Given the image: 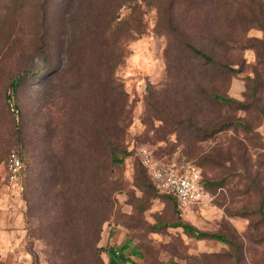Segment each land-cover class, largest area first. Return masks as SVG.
Wrapping results in <instances>:
<instances>
[{
  "label": "rangeland",
  "instance_id": "374dc122",
  "mask_svg": "<svg viewBox=\"0 0 264 264\" xmlns=\"http://www.w3.org/2000/svg\"><path fill=\"white\" fill-rule=\"evenodd\" d=\"M116 3L0 0V264H264V0H148L119 11L127 37ZM108 142L128 154L117 167ZM141 150L199 168L201 199L159 194Z\"/></svg>",
  "mask_w": 264,
  "mask_h": 264
},
{
  "label": "trees",
  "instance_id": "16d2710c",
  "mask_svg": "<svg viewBox=\"0 0 264 264\" xmlns=\"http://www.w3.org/2000/svg\"><path fill=\"white\" fill-rule=\"evenodd\" d=\"M92 1H93V3H102L104 0H92ZM116 1H117L116 7H115V9H114V11H113V13L111 15L113 17L111 18V20L109 22H115L116 25H117L116 32L118 31V33H120V35L124 34L127 37L130 34L134 33V31H133L134 29L130 27L129 22L127 20H124V21L120 20V16L118 14L119 11L122 8H124V7H128L132 11L131 14H135V13H137L139 11L140 5L143 4V3H147L148 0H116ZM156 1L158 3H159V1H161V4H162V1H165V0H156ZM174 1L175 0H166V4H168L170 2L171 3L170 6L172 7V3ZM230 12H231V9H230ZM229 17L231 19V17H232L231 13H228V18ZM257 17L259 18V20L261 22H263L262 13L261 14L259 13L257 15ZM109 24H111V23H109ZM169 27L171 28V32L174 35V37H183V35H181L178 32V29H176L172 25V21L170 22ZM136 30L137 29H135V32H136ZM181 42L184 44L185 48L190 53H192L195 57L199 58L201 61L205 62L206 64L214 67L220 73H226V74L227 73H237V71H234L233 69L229 68L227 65L215 60L211 56H209V55L205 54L204 52H202L201 50L195 48L191 43L184 42V41H181ZM118 57L119 56H116V57L114 56L115 59L118 58ZM108 63L106 64V66H108L110 68L112 66V68H114L117 62L113 63V64L111 62H108ZM10 86H11V88L13 90H16L17 87H18V82L15 80L14 82H12V84ZM114 89H115L116 92L119 91L118 87H115ZM211 98H212L213 101H215V102H217L219 104L230 105V106L239 105V103H237L236 101H234L232 99L224 98V97L218 96L216 94H212ZM106 147H107V151H108V155H109V164L111 166H113V167H117V166L121 165L123 160H124V158L126 156H128V154L126 152H122L119 149V147H117L114 143L108 142ZM148 179H149V177H148ZM149 181H150V179H149ZM150 183H151V181H150ZM201 183H202V186L205 187V183H204L203 180L201 181ZM162 196L165 197L168 200H172L173 203L177 206L175 201L170 196H166V195H162ZM168 227H170L172 229H182L185 234H187L188 236H190V237H192L194 239H197V240L209 239V240L217 241V242L222 243V244H230V242L224 237H221V236L215 235V234L201 233V232L197 231L196 229H194L192 226L182 223L180 217L177 218L176 223H172ZM127 249H128V246L125 245L122 248L117 249V250L116 249L115 250L114 249L109 250L108 254L112 258H116V256L124 254V252ZM131 254H133L134 256H138L137 255V251L135 249L131 251Z\"/></svg>",
  "mask_w": 264,
  "mask_h": 264
},
{
  "label": "built area",
  "instance_id": "2783aa9c",
  "mask_svg": "<svg viewBox=\"0 0 264 264\" xmlns=\"http://www.w3.org/2000/svg\"><path fill=\"white\" fill-rule=\"evenodd\" d=\"M141 163L153 187L162 195L170 196L178 206L198 202L202 197L200 169L194 165L163 167L152 161L146 151H140ZM7 170L11 180L22 170L19 156L12 152L7 158Z\"/></svg>",
  "mask_w": 264,
  "mask_h": 264
}]
</instances>
